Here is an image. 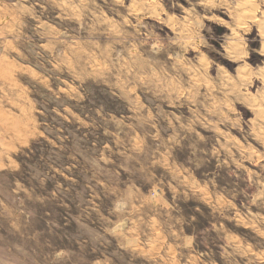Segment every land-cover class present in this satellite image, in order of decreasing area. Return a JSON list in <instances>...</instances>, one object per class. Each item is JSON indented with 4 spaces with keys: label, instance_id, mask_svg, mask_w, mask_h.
<instances>
[{
    "label": "rangeland",
    "instance_id": "rangeland-1",
    "mask_svg": "<svg viewBox=\"0 0 264 264\" xmlns=\"http://www.w3.org/2000/svg\"><path fill=\"white\" fill-rule=\"evenodd\" d=\"M0 264H264V0H0Z\"/></svg>",
    "mask_w": 264,
    "mask_h": 264
}]
</instances>
